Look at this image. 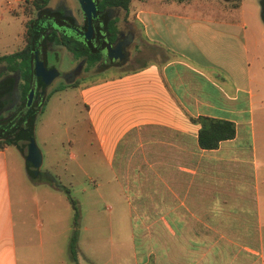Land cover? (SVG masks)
I'll list each match as a JSON object with an SVG mask.
<instances>
[{
	"label": "crops",
	"instance_id": "crops-1",
	"mask_svg": "<svg viewBox=\"0 0 264 264\" xmlns=\"http://www.w3.org/2000/svg\"><path fill=\"white\" fill-rule=\"evenodd\" d=\"M16 1L19 7L26 2ZM224 1L196 0L215 10L197 7L196 16L138 8L149 42H157L159 24L169 27L171 20L195 29H168L181 43H161V60L126 70L97 93L98 147L111 158L121 150L109 192L119 205L130 264H264V22L254 15L248 30L243 11L226 13L242 8L240 0ZM10 3L0 0L17 13ZM24 31L25 21L18 34ZM206 116L232 121L234 136L202 147L198 132ZM10 143L0 146V264H65L53 248L35 260L15 254ZM44 209L45 237L52 239L56 208Z\"/></svg>",
	"mask_w": 264,
	"mask_h": 264
},
{
	"label": "rangeland",
	"instance_id": "rangeland-1",
	"mask_svg": "<svg viewBox=\"0 0 264 264\" xmlns=\"http://www.w3.org/2000/svg\"><path fill=\"white\" fill-rule=\"evenodd\" d=\"M58 1L49 0L47 6L51 9ZM214 1L222 6L225 3L224 0ZM231 1L235 0H227L226 3L229 5ZM262 1L240 0L242 8L232 9L226 13L240 16L243 11L250 30L253 28L254 15L262 20ZM65 3H69V0H65ZM195 4L196 0H131L128 16L138 19L136 12L142 6H155L163 8L165 13L170 11L190 16L201 14L197 7L204 10L205 14L215 11L212 7ZM11 5L16 6L14 10L17 13H12L9 7L0 6V44H4L0 47V52H11L23 46L24 33L19 35L18 32L22 30L23 22L35 13L29 3L23 2L19 7L18 1L11 0ZM216 11V13L221 12V10ZM172 21L169 27L159 24V31L155 33L159 37L156 38L159 42L141 40V48L132 52V58L126 65L85 72L90 65L88 61L83 68V75H78L73 83H65L63 79H58L57 84L54 85L56 88L54 87L47 96L44 95L46 100L43 99V104L31 115L32 130L27 131L24 127L21 131L23 127L19 126L20 141L23 147L27 146V154L30 158L34 155L29 141V137L32 136L40 160L33 166L31 172L35 177L32 179L25 169V157L23 158L21 150L10 143L8 151L14 171L10 173L9 203L13 220L15 254L20 253L19 256L24 255V257L30 255L35 260L36 256L41 253L47 254V250L51 251L53 248V253L58 259L64 258L65 264H88L92 260L99 261V264H130V248L126 242L123 221L119 219L121 217L118 212L119 205L115 203V198L109 192L113 184L114 169L118 168L116 162L121 150L118 149L114 158H111L103 154L98 147L94 127L100 110L97 93L101 89L107 90L112 84L104 83L110 82L119 74H124L126 70L153 58L161 60L165 51L162 44L175 46L181 43L177 36L175 38L177 34L172 37L168 34V29L178 33L185 29L193 32L195 29L194 25L185 27L177 21L173 24ZM185 22L189 24L191 21ZM142 27L136 26L137 35L146 37ZM149 30L153 35L155 31L151 26ZM74 62L69 53L65 52L62 54L59 67L68 69L74 66L72 65ZM98 81L101 83L97 84ZM101 84H104L102 88ZM2 128H5V124L0 128L1 131L4 130ZM55 182L66 186L69 192L55 186ZM45 207L56 208L58 221L55 228L52 226L56 234L52 239L45 237V233L49 234L47 228H50L47 225L48 215ZM75 214H77L75 230L67 229V225L72 226ZM109 223L112 224L113 229H109ZM99 226L102 228H98ZM73 231L76 233V238L78 237L74 261L70 258L69 249ZM25 238L27 243L24 245ZM77 258L79 262H76Z\"/></svg>",
	"mask_w": 264,
	"mask_h": 264
},
{
	"label": "flooded vegetation",
	"instance_id": "flooded-vegetation-1",
	"mask_svg": "<svg viewBox=\"0 0 264 264\" xmlns=\"http://www.w3.org/2000/svg\"><path fill=\"white\" fill-rule=\"evenodd\" d=\"M92 1L95 4V11L90 9L91 32L89 38L83 42L88 45L89 52H97L99 55L92 61H89L85 55L77 56L61 40H56L53 36V27L45 30L37 47L45 68L41 72L42 79L39 86L36 75L32 79L31 87L34 88L32 100L38 97L43 100L44 95L47 96L53 90L58 79H63L65 83H73L78 75H83V68L88 61L90 65L85 72L126 65L132 58V52L141 48L140 41L147 42L145 37L137 35L136 26L141 28L142 24L138 19L129 18V7L124 8L115 3V0ZM52 8L49 9L61 12L70 22V26H74L80 32H86L89 28L87 13L80 7L79 0H69V3L59 0ZM57 34L59 37L58 32ZM65 52L75 60L72 64L74 66L68 69L59 67L62 54ZM8 65L7 61H0V128L9 117L18 114L24 107L25 97L20 87L21 71L19 68L9 70ZM3 132L4 130L0 129V139L6 136Z\"/></svg>",
	"mask_w": 264,
	"mask_h": 264
},
{
	"label": "trees",
	"instance_id": "trees-1",
	"mask_svg": "<svg viewBox=\"0 0 264 264\" xmlns=\"http://www.w3.org/2000/svg\"><path fill=\"white\" fill-rule=\"evenodd\" d=\"M49 0H26V3L30 4V7L35 10L34 15L28 17L25 21V31H24V44L20 49H17L11 53L0 55V61H7L9 63V70L19 68L21 71L20 87L22 90V95L24 99V107L18 114H14L7 119L5 124V138L0 139V146L5 143H16L17 147L21 150L25 157L26 171L30 178L35 177L29 168L30 156L27 154V146L23 147L21 139V131L24 127L27 131L32 130L33 117L31 116L36 112L44 100L33 99L30 104L27 105V94L32 88V79L35 75L34 71V53L33 50L41 43L42 33L53 27V36L56 40H61L62 43L70 49L77 56H86L89 61L94 60L99 54L89 52L88 45L83 41L76 38L74 35L68 32L70 26L61 12L51 11L48 6ZM118 5L128 8L131 0H115ZM239 0H235L233 3L237 4ZM264 7V5H263ZM59 33V37L58 34ZM53 37V38H54ZM26 101V102H25ZM202 125L198 132V141L202 147L212 148L216 147L219 140L225 138H231L235 134L234 123L229 120L216 119L211 117H202ZM23 127L20 131V127ZM24 135V134H23ZM28 145V144H27ZM27 148V149H26ZM30 148V147H29ZM57 186L64 188L65 191L69 192V189L62 185L56 184ZM70 200L72 198L68 194ZM77 214H75L74 226L76 225ZM76 227L73 228L75 230ZM74 232V231H73ZM76 233H71L69 241V249L71 252V257L75 258L76 250Z\"/></svg>",
	"mask_w": 264,
	"mask_h": 264
},
{
	"label": "water",
	"instance_id": "water-1",
	"mask_svg": "<svg viewBox=\"0 0 264 264\" xmlns=\"http://www.w3.org/2000/svg\"><path fill=\"white\" fill-rule=\"evenodd\" d=\"M80 2V7L87 13L88 19H89V28L87 29L86 32H80L77 28L75 27H71L69 28L68 32L71 33L72 35H74L76 38H78L81 41H84L86 39L89 38L90 35V18H91V12L90 9L95 11V4L92 0H79ZM262 3V10H261V17L262 20L264 22V0L261 2ZM38 46L36 45V47L33 50L34 53V71H35V75L37 77V85L39 86L41 84V79H42V74L41 72L44 70V65H43V61L40 59L39 57V52H38ZM33 94H34V88L32 87L28 94H27V105L31 103L32 98H33ZM37 99V98H35ZM29 141L32 145L33 148V152L34 155L33 157L30 158V162H29V168L32 171V169L34 168L33 166H35L39 160H40V155H39V151L37 149V147L35 146L34 142H33V138L32 136L29 137ZM50 176V175H49ZM56 184H58V182H55Z\"/></svg>",
	"mask_w": 264,
	"mask_h": 264
}]
</instances>
